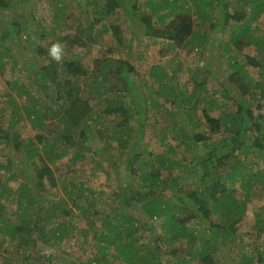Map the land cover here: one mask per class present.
I'll list each match as a JSON object with an SVG mask.
<instances>
[{
  "label": "trees",
  "instance_id": "1",
  "mask_svg": "<svg viewBox=\"0 0 264 264\" xmlns=\"http://www.w3.org/2000/svg\"><path fill=\"white\" fill-rule=\"evenodd\" d=\"M42 1H49L52 6L56 28L50 30L54 33L60 23L65 32L53 42H65L68 48L63 54L73 56L66 59L62 55V68L68 78L59 75V64L52 57L44 56L40 59L43 63H30L27 68L12 59L13 68L33 72L28 75L32 87L27 92L16 82H8L9 91L4 103L0 99V104L11 108V119L5 130L0 128V141L12 145L13 157L20 155L27 160V166L16 171L25 175L29 169L32 177L28 176L15 190L19 193L14 199L15 212L20 217L17 224L6 216L5 203L11 194L6 186H1L0 250L4 237L10 244L17 243L18 248L34 246V234L41 243L57 250L69 234H74L83 247H87L85 250L90 251L86 260L74 259L67 250L59 252L58 256L51 251L41 258L48 264H188L189 259H177L183 249L182 252L195 261L213 264L216 251L222 249L233 254L236 248H241L237 253L239 264L264 263V246L254 248L256 255L244 251L237 227L247 214L248 205L254 199L264 198V169L252 168L249 157L252 155L264 162V82H253L241 65L231 64L235 69H231L228 81L234 84L242 99L230 103L227 101L229 91L221 90L220 99H216L215 95L207 93L202 82L197 85V92H183L174 83H166L164 73L156 66L151 67L149 75L156 89L140 81L136 70L126 60L94 58L93 66L87 68L83 59L88 55L84 52L89 53V48L96 43L95 25L106 18L115 20L116 14L124 15V23L136 19L147 37H169L173 48L183 49L193 40L202 44L207 34H200L198 28L195 30L197 26L193 24L190 8H182L165 24L162 21L153 25V18H162L163 14L154 17L142 14L134 0H71L74 10L63 0H0V14L17 3L22 9L25 4L38 5ZM177 1L181 6L190 3V7L197 9L194 13L200 20L209 21L215 10L218 23L230 24L236 51L252 44L264 50L262 39L259 44L250 27V21L264 15V0H241V6L234 12L228 11L227 0H211L208 4L204 0ZM246 11L249 20L243 22ZM16 15L20 18L0 23V62L3 55L9 56L11 50L18 49L17 45L11 48L9 40L19 41L23 34L26 44L31 41L28 18L24 13ZM111 29L118 36L119 26L112 25ZM33 33L34 40L46 36L45 30ZM247 61L264 70L263 61L251 58ZM79 79H83L80 85ZM50 86L65 91L59 92L52 99V106L45 108V93ZM35 93L41 96L35 97ZM21 95H26L24 101L18 100L22 99ZM155 96L163 99L164 104H170L176 113L169 120L173 125L168 133L174 136L170 143L166 142L169 139L166 128L156 127L158 122L153 125V131L158 133L151 138L158 137L163 148L157 154L145 144L140 146L147 124L151 123L149 119L153 118L149 107L163 106L153 100ZM260 101H263L261 107ZM255 102L260 109L258 113L253 110ZM99 103L105 107L95 115L94 109ZM178 103L184 110L179 109ZM5 107L1 108L0 115L6 111ZM197 109L200 116L196 114ZM24 119L37 132L41 131L35 135L36 146L17 133V124ZM49 126L51 130L47 132ZM97 144L107 153L114 149L121 161L126 159L125 171L132 185L117 186L113 180L106 193L92 187L89 178L83 179L80 171H73V176H56L52 166L66 156L69 149L73 166L84 157L92 156L96 169L91 175L100 171L109 177L110 163L100 160L101 150ZM10 167L9 162L5 168ZM58 187L65 194V200L56 199L57 192L51 191ZM65 201H69L70 206ZM73 209L85 220L84 229L67 221L69 217H76ZM253 220L250 234L254 240L264 243V204L253 213ZM160 248L164 252H160Z\"/></svg>",
  "mask_w": 264,
  "mask_h": 264
},
{
  "label": "rangeland",
  "instance_id": "2",
  "mask_svg": "<svg viewBox=\"0 0 264 264\" xmlns=\"http://www.w3.org/2000/svg\"><path fill=\"white\" fill-rule=\"evenodd\" d=\"M63 1H65L66 4H69V9H75V5L71 2V0ZM134 1H136V5H138V11L142 14L147 13L153 17L156 16V14H163L162 18H160V16H158L156 19L155 17H152L153 25H159V23H161L162 21L163 24H165L175 15H177V13H180V10H182V8H190V10L193 12V14H191L193 24L194 26H197L196 28L194 27L195 30L198 28L200 34H207V38H205V41L202 44H200L198 40H193L189 43V46L184 47L183 49L173 48L174 45L172 47L169 37H147L143 33V26L136 19L128 20V23H124L123 19L126 21V18L123 14L120 13L114 16V18H116L115 20L106 18L101 24L95 25L94 35L96 38V43H94L89 48V53H87V51L84 52V55H88L83 59V64L85 67L89 66V68H91L93 66L92 60L94 58L107 57L114 60H126L136 70L139 76L138 79L140 81H146L148 86L156 89L157 85L154 83L152 76H149L151 73V67L156 66L164 73L166 77V83H174L183 92L186 91V93L188 94L197 92V85L202 82L207 93L213 96L215 95L216 99H220L221 90L229 91L230 93L227 101L230 103H232V101L235 99H242L239 92L234 87V84L228 81V77L232 71L231 69H235V67L231 64L237 63L238 65H241L242 70L246 72L248 76H250L253 82H264V70H259L257 67H254L247 61V58H251L252 60H259L263 61L264 63V50H258L257 46L252 44L249 47L240 49V52L236 51L234 43L232 41L233 31L232 29H230V24L227 26H223L222 23H218V21L216 20V15L214 14V12H216L215 10H213V13L209 17V21H207V19H198L196 13H194L197 11V9L193 6L190 7V3H187V6H181L180 1L178 2L177 0ZM210 1L211 0H204V3L207 2L208 4V2ZM204 3L201 4V9L204 7ZM241 4V0H227L228 11L234 12L236 9H238L237 6H241ZM18 5L19 4L17 3L15 7L10 8L4 14H0V23L3 25L4 23L11 21L12 18H20L16 14L24 13L29 20V23L27 22V27L28 32L32 38L30 39L31 41H29L28 44L25 43L27 39L25 40L23 34L20 35L19 41L15 39L14 41L9 40L10 47L15 48L14 45H17L18 49L17 51L11 50V53L9 52V56H11L12 58L3 55L1 62H3L4 64H1L0 62V99L1 101H3V103L5 101L4 99H6L5 94L9 91L8 82H16V85L23 86V88L25 87L24 89L27 92H30L29 90L32 87V84L28 80V75L29 73L30 75H32L33 72H30L29 70L26 72V70L24 69L19 70V67L13 68L12 62L14 60L12 59L15 58V61H17L22 68H27L30 63L35 65H38V63H43V61L40 59L44 58V56L52 57L49 50L50 46L57 43L53 42L57 39L56 36H61L63 35V33H65L63 28L60 27L62 26L60 23L58 24L57 29L56 31H54V33L50 30L51 28H56V21H53L51 9L52 6L49 1H42L38 5H35L34 3L25 4L21 6L22 9L20 8V6L18 7ZM248 14L249 13H247L246 11V16L242 20L243 22L249 20ZM32 15L34 16V18H32ZM37 20H39L40 22H37ZM211 24L213 25V27H211ZM112 25L119 26L120 32L118 36L112 33ZM39 27H42L40 30H45L46 36L44 35L42 39L39 38V40H34L33 37L35 36V34L33 32H39ZM250 27L252 36L256 38L258 43L259 40L262 39V44H264V15H261L258 19L250 21ZM235 39L238 40L240 39V37H235ZM61 44L63 45V52H65L68 46L65 42H62ZM240 45L241 47L243 46V44ZM245 46H247V42L245 43ZM108 49L109 52H107ZM4 52L8 53V50H4ZM73 53H76V51H74ZM62 55L66 59H69V57L73 56V54L67 55L66 53H62ZM63 60L64 59L61 58V60L59 61H54L57 65L59 64V75L62 78H68V74H66L63 70L64 68H62L63 65L61 64V62ZM82 80L83 79H79L77 81L79 85L81 84ZM10 91L13 94L15 93V91ZM64 91V89H58L57 87L50 86V90L46 91L45 93L47 104L43 105L42 102L43 107L45 106V108H47L52 106V99H54L59 94V92L62 93ZM146 92L148 93V91ZM21 96L22 99H17L19 101H24L26 95ZM34 96L40 97L41 95L35 93ZM153 100L163 106L159 107L157 105H153L154 108L151 106L149 107V114L153 118L149 119V123H151L147 124L145 135L140 143V146H143V144H145L148 146L149 150H151L154 154H157L160 153L163 148L158 142V137L151 138L153 135H156L158 133L153 131V125L158 122L156 127L162 126L166 128V133L169 136V139L167 138L166 142L170 143L172 140L171 137L174 136H171V134L168 133L173 125L169 120L176 113L175 110L171 108L170 104H164L163 99L155 96L153 97ZM262 104L263 101H260L259 106ZM177 106H179V109L184 110L182 104L178 103ZM257 106L258 103L255 102L253 110L257 111L258 113L260 112V109H258L259 106ZM3 107H5L4 104H0V110ZM104 107L105 105L101 103L96 105L94 109L95 115L101 113ZM5 108L6 111L0 115V128H3L4 130L7 128L8 122L11 119V108ZM200 113V109H197L196 114L200 116ZM48 119L49 118L46 117L45 120L47 125H50L49 121H47ZM154 119H157L158 121H155ZM49 127L46 129L47 132L51 130V127ZM186 128H188L187 125ZM16 130L24 140L30 139L36 146L37 143L35 140V135L41 134V131H39L40 133L37 132L35 128L32 127V125L25 121V119L21 123L18 122ZM97 147L101 150L99 155V157L101 158L100 160H102L103 163L104 161H106V164H108V162L110 163L109 166L110 170L112 169V173L109 177H107L100 171L97 172V175H91L92 170L96 169V163L91 160L92 156L84 157L80 163L74 164L73 166L69 161V158L71 156V152L69 149H67L66 156H63L58 160L56 165L52 166L56 176H73V171L75 172L77 170L78 173L82 172L80 174H82L83 179L86 177L89 178V181L92 183V187L95 186L96 189L104 190L106 193H108L110 186H112L113 180L114 185L116 182L117 186H124V184L126 183L130 184L131 181L128 182V179H130L129 173L125 171L124 165L126 159H122L121 161V157L116 154V151L114 149H111L109 153H107V151L103 149V146L97 144ZM13 154L14 151L12 145L9 144L7 146L5 144V141H2L0 143V189L1 186L4 185L10 190L11 195L7 198L5 203L7 214L6 216L10 217L12 219V222L17 224L20 220V217L18 213L16 214L15 212L17 206L14 199L17 195H19V193L18 191L15 192V190H17L22 182L27 181L28 176L32 177V171H29L28 169L25 175H23L20 170L16 171V168L21 169L23 166H27V160L25 161L23 159V156L20 155H16V157H13ZM249 157L253 162L251 164L252 168L258 167V169H264V162L262 159L258 160L252 155H250ZM249 159L246 160L247 163H249ZM9 162L12 167L7 169L5 167L9 165ZM103 165L104 168H106L105 164ZM183 187L185 188L186 186L184 185ZM181 188L182 187H180V189ZM51 191H53V193L57 192L56 199H58L59 197L64 198V200L66 199L65 194L60 191L59 187L55 190L51 189ZM1 201L4 202L3 200ZM65 203L66 205L70 206L69 201H65ZM262 204H264V198H259V200L254 199L253 202L247 207V214L237 225L238 235H240L244 244L243 250L251 252L253 255H256L257 253L256 251H254L255 247L259 245L258 248L261 249L264 246L263 241L261 242V240H254V236L250 234L252 224L254 223L253 213L258 210V208L261 207ZM73 211L76 217H69L67 221L72 222V224H74L76 228L84 229L85 220L81 216H79V212L76 211V209H73ZM59 221L60 220H58V222ZM157 228L160 229L158 226ZM75 236L74 234H69V236L63 240L60 249L57 250H52L48 244L46 245L44 243H41L38 239H36L37 235L35 234L33 236V239L36 242L34 246L20 248L17 247V243L10 244L8 242V238L4 237L3 247L2 250H0V264H48V262H45V260L41 258V255H47L51 251H54L53 254L55 256H58L59 252H62L63 250L72 252L74 259H80L82 261L86 260L89 257L90 251H86L85 249L87 247H83L81 240H78ZM0 239L2 240V238ZM260 242L262 243V246ZM248 245L249 247L247 248ZM240 249L241 248H236L233 254H229L225 250L222 251V249L220 251H216L215 255L213 256V264H239V256L237 253L240 252ZM159 250L160 252H164L162 248H160ZM182 251L183 249H181V253L177 256L178 260L189 259V261L187 262L188 264H201L199 261H195L189 254ZM26 256H28V258L23 259L24 257L26 258ZM55 256L54 259L57 260ZM167 264L174 263L169 262Z\"/></svg>",
  "mask_w": 264,
  "mask_h": 264
},
{
  "label": "clouds",
  "instance_id": "3",
  "mask_svg": "<svg viewBox=\"0 0 264 264\" xmlns=\"http://www.w3.org/2000/svg\"><path fill=\"white\" fill-rule=\"evenodd\" d=\"M49 52L53 59L59 61L62 58L63 45L57 42L51 46Z\"/></svg>",
  "mask_w": 264,
  "mask_h": 264
}]
</instances>
